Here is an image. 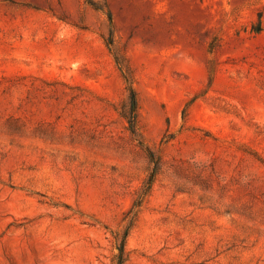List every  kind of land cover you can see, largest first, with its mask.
Returning a JSON list of instances; mask_svg holds the SVG:
<instances>
[{
	"label": "rangeland",
	"instance_id": "374dc122",
	"mask_svg": "<svg viewBox=\"0 0 264 264\" xmlns=\"http://www.w3.org/2000/svg\"><path fill=\"white\" fill-rule=\"evenodd\" d=\"M128 222L124 264H264V0H0V264Z\"/></svg>",
	"mask_w": 264,
	"mask_h": 264
},
{
	"label": "trees",
	"instance_id": "16d2710c",
	"mask_svg": "<svg viewBox=\"0 0 264 264\" xmlns=\"http://www.w3.org/2000/svg\"><path fill=\"white\" fill-rule=\"evenodd\" d=\"M129 106H130V116L128 118V126L131 133L133 135H136V122H135V113H134L136 108V100H135V94L132 90H129ZM129 226H130V222L126 224L125 228L121 232L116 233L114 236L115 250H116V255L114 257V264H124L125 261L124 241L127 236Z\"/></svg>",
	"mask_w": 264,
	"mask_h": 264
}]
</instances>
